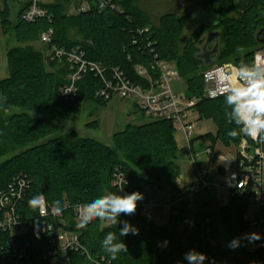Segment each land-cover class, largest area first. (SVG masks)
Instances as JSON below:
<instances>
[{
    "label": "trees",
    "instance_id": "obj_1",
    "mask_svg": "<svg viewBox=\"0 0 264 264\" xmlns=\"http://www.w3.org/2000/svg\"><path fill=\"white\" fill-rule=\"evenodd\" d=\"M208 1L213 6L216 23L197 28L200 30L196 35L199 45L205 34L220 31L218 65L228 62L239 65L241 61L253 63L254 52L260 47L256 34L264 29V0ZM113 2L120 11L100 13L93 8L85 13H71V6H74L71 0L42 3L52 20L44 18L29 23L23 19L26 5L20 3L21 8L13 18L9 0H1V33L4 37L13 36L20 46L8 51L9 76L0 78L2 100L18 110L3 118L0 101V157L10 155L0 164V191L6 190L17 175L27 182L26 196L19 203L18 213L28 222L30 230L17 239L25 250V257L19 260L9 256L8 235L0 236V264H52L47 258L48 236L41 230L38 238L35 234L34 226L41 220L38 211L28 204L33 196L42 195L50 206L55 200H60L62 206L88 203L113 191V178L119 170L129 176L133 192L151 188L153 192H168L173 197L183 195L185 199L162 226L142 213L138 205L134 215L118 217L136 226L139 235L122 238L128 251L115 260L104 252L101 241L109 231L118 233L122 224L104 226L105 221L97 219L79 228L72 211H68L70 229L80 235L94 264L99 256L113 264H188L184 255L193 249L206 254L204 264H264V251L249 252L241 243L235 249L228 246L245 228L243 216L247 207L242 199L220 206L209 192L200 190L197 182L183 191L178 190L179 146L177 130L170 121L152 120L143 125H127L125 130L113 136L111 145L80 137L75 130L63 125L62 120L72 106L84 97L104 106L109 101L96 98L102 84L92 74L78 84L76 101H65L61 89L68 83L70 68L64 62L47 58L43 48H33V44L39 43L41 33L54 28L53 43L57 46L66 49L81 46L88 59L100 62L106 68H120L133 82L140 83L135 66L146 63L150 56L148 50L144 52L133 45V38L138 30L149 27L160 58L174 63L188 85L186 92L201 99L195 107L200 119L213 120L218 128L217 139L226 146L237 147L240 143L242 134L236 139L227 135L235 125L226 120L223 97L202 98L203 73L215 64L204 67L197 57L200 47L196 44L189 42L181 47L188 18L168 14L158 27H153L149 15L140 7V0ZM71 30H76L80 40L73 42L70 39ZM208 137L212 141L210 147L215 150L217 139ZM189 220L195 222V229L180 237L179 229ZM205 238L213 239L216 246L204 244ZM165 241L168 242L166 246ZM71 260L72 264H93L86 255L78 253H71Z\"/></svg>",
    "mask_w": 264,
    "mask_h": 264
},
{
    "label": "built area",
    "instance_id": "obj_2",
    "mask_svg": "<svg viewBox=\"0 0 264 264\" xmlns=\"http://www.w3.org/2000/svg\"><path fill=\"white\" fill-rule=\"evenodd\" d=\"M26 5L23 12V19L32 23L39 19L47 18L52 20V15L42 8V0H17ZM75 13H85L96 8L100 13L105 11H120V8L113 0H75ZM133 38V45L139 50L149 51L150 60L135 66V74L140 83L133 82L120 68H106L100 62L87 58L86 51L81 46L71 49L61 48L53 43L55 30L50 27L42 32L39 44L43 48L48 45L47 55L53 61L64 62L70 68L68 83L61 89V96L67 102H75L79 87L78 84L88 75L92 74L99 79L102 86L96 92V98L103 101H111L114 97L130 99L140 108L144 115L153 120H168L176 130L183 133L188 141V153L191 156L192 164L197 176V183L200 190L210 192L215 190L222 196L224 206L229 205L234 199H242L246 203V212L243 216L245 228L240 233L241 244L247 251H264V145L242 134L236 151L228 158H220L217 169L219 174H225L229 167L234 171L226 179L213 182L210 180L209 172L203 170L196 162V154L193 149V138L195 136L196 121L193 120L196 114L195 107L201 99H189L185 94L175 92L173 82L180 78L179 71L174 63L162 60L156 50V42L152 39V30L149 27L138 30ZM142 39V40H141ZM257 55L264 60V45L254 52V60ZM223 64L215 65L203 73L204 91L202 98L213 99L210 92L215 90V80L207 79V74L215 72L224 67ZM222 97L218 96L217 98ZM216 99V98H215ZM215 150L207 147L204 155L212 159ZM127 180L123 185L121 177ZM27 182L22 176L17 175L10 186L0 191V236L8 235L10 240L6 241V248L9 256L14 260L23 259L25 250L19 243V236L28 234L30 225L19 216L18 206L26 196ZM114 189L120 195L133 192L129 176L119 170L113 178ZM124 186L123 192L120 188ZM162 191H156L152 195H145L144 199L138 201L141 212L164 211L169 209L170 213H176V208L184 201L183 195L172 196L169 199H161ZM46 201V199H45ZM48 213L41 215L38 211L41 223L39 230L49 238L48 255L52 264H72L71 253L86 255L87 248L83 245L80 235L70 229L66 213L72 211L74 221L78 224L76 206L65 204L60 215L51 213V206L47 203ZM196 227L193 220L186 223L188 231ZM259 233L261 239L254 243L249 242L246 234ZM87 253H89L87 251ZM1 261V259H0ZM95 264H113L104 257H97Z\"/></svg>",
    "mask_w": 264,
    "mask_h": 264
},
{
    "label": "rangeland",
    "instance_id": "obj_3",
    "mask_svg": "<svg viewBox=\"0 0 264 264\" xmlns=\"http://www.w3.org/2000/svg\"><path fill=\"white\" fill-rule=\"evenodd\" d=\"M42 1L43 3L55 2V0ZM181 1H185L186 3L193 5H197L198 3L200 5H206L209 3L208 0H179V2ZM0 5L2 6L1 0ZM9 6L11 7L12 17L14 18L18 14L21 4L16 0H9ZM171 6L172 0H140V7L149 15L153 27H158L160 25L163 16L169 12ZM74 8V6H71V13H74ZM211 15L215 17L213 13ZM206 20H209V22L213 21L211 16L208 17L204 14H196L194 18V21L197 23H204ZM69 36L73 42L80 40V36L76 34V30H71ZM190 36L191 30L189 31L187 27L181 39L182 48ZM18 46L20 45L13 36L4 37L0 30V78L6 79L9 76L8 61L6 56L7 51ZM33 48L40 50L42 47L39 43H35L33 44ZM45 54L48 58L49 55H47V53ZM218 64L219 63H215V65ZM227 64L235 65L233 62H228ZM173 87L175 92L180 95L185 94L188 89L186 81L181 77L173 82ZM0 101L1 116L3 118L18 112V110L3 101L1 95ZM152 120L153 119L149 116L144 115L133 100L114 97L107 103V105L104 106L86 96L80 100V102L72 106V110H70L68 115L64 117L62 123L67 129L75 130L80 137L95 139L107 145H111L113 136L116 133L125 130L127 125H143ZM193 120L196 121L195 136L193 138V149L194 154H196V162L203 170L209 172L210 180L213 182L226 179L229 174L234 171V167L227 168L225 174H219L217 169L220 167V164H218V161L220 158H228L230 155H233L236 151V147L234 145L226 146L221 140L217 139L218 128L212 119L205 117L200 119V116L196 112L193 116ZM208 135L217 139L215 153L211 161L208 156L204 155L205 149L212 145V141ZM176 140L179 146L177 159V165L180 172L178 190L183 191L188 186L196 183L198 179L192 164L191 156L188 153V141L179 130L176 131ZM9 157L10 155L0 157V164L6 161ZM147 190L149 191V188ZM143 191L141 193H146V190L144 192ZM208 194L215 199L218 205L224 206L222 196L219 192L211 190ZM160 198H165L167 201L169 199V193H162ZM170 214V210L165 209L164 211L150 212L147 216L153 218L156 225L162 226L168 222ZM108 225L109 223L104 222V226ZM187 231L188 229L186 226H182L179 229V236L184 237ZM203 243H208L210 246H216V242L213 239L205 238Z\"/></svg>",
    "mask_w": 264,
    "mask_h": 264
},
{
    "label": "clouds",
    "instance_id": "obj_4",
    "mask_svg": "<svg viewBox=\"0 0 264 264\" xmlns=\"http://www.w3.org/2000/svg\"><path fill=\"white\" fill-rule=\"evenodd\" d=\"M239 51V49H238ZM207 79L215 80L217 87L210 92L211 98L222 96L225 104V117L229 124H234L227 135L236 139L241 134L251 138L252 141L264 143V60L257 55L256 60L251 63L241 61L239 65H226L213 73L207 74ZM123 185L127 184L124 175L120 178ZM124 186L120 188L123 192ZM144 199L143 193L134 191L120 195L118 192H108L88 203L76 206L78 214L77 227L84 228L91 222L99 219L110 225L122 224L118 233L109 231L101 241V247L105 253L115 260L121 253H127V245L122 238L128 235H139V229L127 220H119L122 214L134 215L137 210L138 201ZM29 206L41 215L48 213L45 198L42 195L33 196L28 201ZM63 206L60 200H55L51 205V213L60 215ZM38 238V225L34 226ZM249 242L254 243L261 239L259 233L246 234ZM164 242V246L167 245ZM241 239L233 238L229 242L231 249L240 246ZM86 258L93 261V257L85 250ZM184 259L188 264H204L206 254L196 250L185 253ZM94 264V261H93Z\"/></svg>",
    "mask_w": 264,
    "mask_h": 264
},
{
    "label": "flooded vegetation",
    "instance_id": "obj_5",
    "mask_svg": "<svg viewBox=\"0 0 264 264\" xmlns=\"http://www.w3.org/2000/svg\"><path fill=\"white\" fill-rule=\"evenodd\" d=\"M195 1H197V0H195ZM212 13L215 15L211 2H209L206 5H200L199 3L197 5H195V4L193 5V4L186 3L185 1L179 2V0H172V6L170 7L169 12L165 15L175 14V15H178L179 17H187L189 20V23L187 24L185 30L188 27V30L189 31L191 30V36L188 38V40L186 41L184 46L189 44V42H192L193 44H196L197 47L201 48L203 43H201L199 45V43L196 40L197 33H200V30H197V28H199L203 24L214 25L216 23V16L213 17V15H211ZM196 14H204V15H207L208 17L211 16L213 21L209 22V20H206V22H204V23H197L194 21ZM213 32H215V31H213ZM213 32H210V33H213ZM184 33H185V31H184ZM213 46H214V44L211 46V48H213Z\"/></svg>",
    "mask_w": 264,
    "mask_h": 264
},
{
    "label": "water",
    "instance_id": "obj_6",
    "mask_svg": "<svg viewBox=\"0 0 264 264\" xmlns=\"http://www.w3.org/2000/svg\"><path fill=\"white\" fill-rule=\"evenodd\" d=\"M71 2H75V0H71ZM220 37L221 32L215 31L213 33H207L203 36V45L200 48V52L197 54L199 60L203 62L204 67H210L218 61V57L220 55ZM206 39V40H205ZM205 40V41H204ZM257 43L262 46L264 45V29H261L256 34ZM214 44L213 48L211 46ZM48 45L43 47V52L47 53ZM186 97L189 99L193 98V94L191 92L186 93ZM241 257V255L239 254Z\"/></svg>",
    "mask_w": 264,
    "mask_h": 264
},
{
    "label": "crops",
    "instance_id": "obj_7",
    "mask_svg": "<svg viewBox=\"0 0 264 264\" xmlns=\"http://www.w3.org/2000/svg\"><path fill=\"white\" fill-rule=\"evenodd\" d=\"M2 8V6L0 5V9ZM9 51V50H8ZM8 51H7V53H8ZM6 56H7V54H6ZM9 69V68H8ZM185 93H187V92H185ZM193 144H194V141H193ZM148 189V188H147ZM147 189H144V191L146 192V193H144L143 195L145 196V195H150V194H152V193H154L153 192V190L151 189V188H149V191L147 190ZM143 191V192H144ZM162 193H164V192H162ZM161 199H165V198H161ZM154 220V219H153Z\"/></svg>",
    "mask_w": 264,
    "mask_h": 264
}]
</instances>
